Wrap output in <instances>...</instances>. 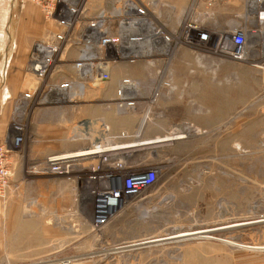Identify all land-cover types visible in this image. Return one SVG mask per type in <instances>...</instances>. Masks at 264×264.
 I'll return each mask as SVG.
<instances>
[{
    "label": "rangeland",
    "instance_id": "1",
    "mask_svg": "<svg viewBox=\"0 0 264 264\" xmlns=\"http://www.w3.org/2000/svg\"><path fill=\"white\" fill-rule=\"evenodd\" d=\"M192 1L179 0V3L189 6ZM167 2L155 0L151 10L157 12H154L155 17L166 23L169 31L176 30L182 18L171 11ZM155 5L157 7L153 9ZM229 6L228 11H216L213 17L205 15L209 11L199 9L196 17L208 20L210 24L224 25L229 19L243 23L245 0H231ZM13 14L17 15V9ZM15 21L16 18L13 24ZM183 52L188 56L186 60L182 58ZM173 55L172 67L177 70L173 85H184L191 78L194 83L208 84L209 87L198 91L199 94L207 92L206 95L193 98L201 107L187 104L190 99L178 87L166 101L169 104L163 101L161 106L149 110L148 122L144 124L141 121L148 109H142V101L135 110L117 111V84L122 78L130 76L151 90L157 67L150 66L147 61L128 65L116 63L111 83L99 88L90 87L89 95L80 104L67 106L66 117L69 122L74 120L72 130L79 124L80 127L89 126V134L82 136L81 141L86 150L91 149L96 140L106 147H132L116 151L119 153L116 157L114 152L112 158L101 165L97 159L83 157L82 161L75 160L69 174H58L76 175L78 199L86 223L85 227L76 229L86 232L91 229L97 239L89 243L77 242L81 256L60 259L57 264H184V250L206 245L222 247L227 255L251 253L254 264L263 263L264 58L252 54L245 63L225 61L214 74L200 69L194 52L188 49L180 48ZM164 62L160 58L155 64L162 66ZM143 95H148V91ZM192 108L195 113H200L196 120L191 116ZM92 110L103 111L100 114L107 115L109 123L92 116L93 113H86ZM85 115L92 117L83 119ZM161 117L164 121L158 124L150 122ZM30 122L31 116L23 119L29 134ZM102 124L109 126L111 132L106 133ZM10 130L11 124L9 136ZM123 133L129 137H115ZM72 138L82 139L80 134ZM25 152V157L18 154L17 157L26 178L55 175L41 173L47 158L31 160L27 147ZM116 162H122L132 172L155 169L158 178L146 192L134 197L131 206L120 208L98 229L93 221L91 193L97 187V182L91 178L97 175L93 169L100 165L103 173H110ZM17 164L14 162V170ZM122 173L128 175V172ZM208 230L214 231L206 233ZM191 232H205L210 237L145 244ZM133 245L139 250L131 251Z\"/></svg>",
    "mask_w": 264,
    "mask_h": 264
},
{
    "label": "built area",
    "instance_id": "2",
    "mask_svg": "<svg viewBox=\"0 0 264 264\" xmlns=\"http://www.w3.org/2000/svg\"><path fill=\"white\" fill-rule=\"evenodd\" d=\"M30 1L40 8L44 22L52 29L34 44L28 55L26 72L34 78L35 84L17 103L11 135L0 141V198L4 199L17 187L12 156L16 153L25 157L26 145L32 141L23 119L41 108L80 104L90 87L99 88L112 82L116 63L147 61L157 67L150 91L130 76L117 84V111L135 110L142 101L147 107L144 109H148L141 121L144 124L148 122L149 110L158 106L163 93H172L178 88L173 85L172 67V57L178 49L194 52L198 67L214 74L225 61L245 63L252 54L264 58V0H245L243 23L229 19L224 25L210 24L196 15L203 3L209 11L205 15L213 17V8L228 0H193L186 7L178 29L171 31L151 12L154 3L151 0H108L109 5L102 7L96 6L95 0ZM160 58L165 60L162 66L155 64ZM146 91L148 95H143ZM102 125L106 133L111 132L109 126ZM115 137L129 135L123 133ZM111 148L116 147L100 145L96 140L85 152L109 150L107 154L103 151L87 155L99 160L101 165L117 151ZM114 154L116 157L119 153ZM73 156L48 157L41 173L69 174L76 160ZM99 166L93 169L97 175L91 177L97 182L91 195L93 221L98 229L134 197L151 188L158 178L155 169L132 172L122 162L112 165L110 173H103Z\"/></svg>",
    "mask_w": 264,
    "mask_h": 264
},
{
    "label": "crops",
    "instance_id": "3",
    "mask_svg": "<svg viewBox=\"0 0 264 264\" xmlns=\"http://www.w3.org/2000/svg\"><path fill=\"white\" fill-rule=\"evenodd\" d=\"M109 3L108 0H95L98 7ZM229 3L231 0L216 5L213 8L214 13L228 11L231 8ZM166 4L179 18L187 7L186 3L181 4L179 0H168ZM155 7L157 6L153 9ZM16 9L17 15L13 14ZM199 9L206 10L205 5L202 3ZM14 17L16 21L13 24ZM42 17L40 8L30 0H0V141L9 137L8 130L15 117L18 101L22 100L23 95L35 84L34 78L27 72L26 74L24 69L26 71L27 58L34 44L52 29ZM181 55L184 60L188 58L185 52ZM173 70L176 77L177 70ZM178 87L185 92L184 96L190 99L187 104H192V107L198 104L201 107L199 101L193 98L206 95L207 92L199 94L198 91L209 86L204 82L194 83L191 78ZM88 92L86 96L89 95ZM172 93L164 92L160 98L163 100L159 101L158 106H161L163 101L169 104L166 101L170 100ZM143 106L142 109L146 107L145 104ZM68 108H41L31 116L29 132L32 141H28L26 145L31 160L43 161L57 155L72 156L82 154L86 150V145L81 141L82 136L89 134V126L80 127L79 124L72 130L74 120L69 122L66 117ZM88 112L109 123L108 116L105 118L101 115L103 111H86ZM197 114L200 115L192 108L191 116L194 120ZM85 116L83 119L90 115ZM163 119L164 117H161L150 122L158 124L164 121ZM78 134L82 139L72 138ZM126 149L120 148L117 151ZM13 157V161L18 163L14 175L17 187L7 198H0V264H57L60 259H75L78 255L81 256L78 254L76 243H89L95 241L97 236L91 229L89 232L76 229L86 226L82 218V205L78 199L79 183L76 175H45L28 179L21 169L22 164L17 154L14 153ZM83 157L76 156V160L82 161ZM99 237H102V234ZM130 248L131 251L139 250L134 245ZM221 248L217 245L187 248L183 254L184 264H201V259L203 264H254L251 253L242 255L235 252L227 255ZM85 255L90 257V254ZM262 262L264 264V258Z\"/></svg>",
    "mask_w": 264,
    "mask_h": 264
},
{
    "label": "bare ground",
    "instance_id": "4",
    "mask_svg": "<svg viewBox=\"0 0 264 264\" xmlns=\"http://www.w3.org/2000/svg\"><path fill=\"white\" fill-rule=\"evenodd\" d=\"M180 135V134H179ZM179 137V136H178ZM176 137V138H178ZM126 147H129V146H116V148L114 149H110L111 151H116V149H126ZM105 152V154H107L109 152V150L105 149V150H101V152ZM101 152H97V151H87V152H84L82 154H77V155H74L73 157H83V156H87V155H94V154H101ZM101 220V219H100ZM208 232V231H206ZM197 234H205V232H191V233H180V234H177L176 236H173V237H167V238H162L160 240H155V241H150L149 243H154V242H160L162 240H167V241H170V240H177L178 238H191V235H197ZM240 247H243L245 248V246H240Z\"/></svg>",
    "mask_w": 264,
    "mask_h": 264
},
{
    "label": "water",
    "instance_id": "5",
    "mask_svg": "<svg viewBox=\"0 0 264 264\" xmlns=\"http://www.w3.org/2000/svg\"><path fill=\"white\" fill-rule=\"evenodd\" d=\"M213 231L212 230H208V232H206V233H211ZM206 233L205 234L191 235V238H178V239L179 240H188V239L191 240V239H195V238H203V239H205L206 237H210V235L209 234H206ZM148 243H149V241L146 242L145 244H148Z\"/></svg>",
    "mask_w": 264,
    "mask_h": 264
},
{
    "label": "flooded vegetation",
    "instance_id": "6",
    "mask_svg": "<svg viewBox=\"0 0 264 264\" xmlns=\"http://www.w3.org/2000/svg\"><path fill=\"white\" fill-rule=\"evenodd\" d=\"M145 145V144H144ZM130 147H132V145H130L129 147H126V148H130Z\"/></svg>",
    "mask_w": 264,
    "mask_h": 264
}]
</instances>
